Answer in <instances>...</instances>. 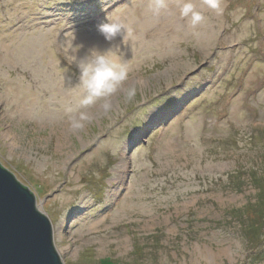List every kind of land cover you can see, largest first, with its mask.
<instances>
[{
  "label": "rangeland",
  "instance_id": "1",
  "mask_svg": "<svg viewBox=\"0 0 264 264\" xmlns=\"http://www.w3.org/2000/svg\"><path fill=\"white\" fill-rule=\"evenodd\" d=\"M191 2L195 27L181 0H0V165L62 264H264V0ZM106 15L132 30L111 46L137 89L107 113L74 93Z\"/></svg>",
  "mask_w": 264,
  "mask_h": 264
},
{
  "label": "clouds",
  "instance_id": "2",
  "mask_svg": "<svg viewBox=\"0 0 264 264\" xmlns=\"http://www.w3.org/2000/svg\"><path fill=\"white\" fill-rule=\"evenodd\" d=\"M181 2L182 17L190 18L193 27L203 22L204 16L195 9L191 0H181ZM204 2L218 15L222 13L221 0H204ZM101 3H104V0H101ZM149 9L153 15L159 16L168 10V0H150ZM96 29L110 47L106 50L92 47L85 56L77 58L79 77L74 93L79 109L93 107L99 102L100 107L107 113L112 108L111 98L115 94L123 91L129 101L137 94L135 87L124 88L129 80V67L126 61L118 58L120 46H111L118 36L122 38V42L126 37H130L132 30L123 22L114 21L107 15L96 25ZM67 110L73 111L72 108ZM91 120L92 116L87 111H78L76 115L70 116V127L74 131H79Z\"/></svg>",
  "mask_w": 264,
  "mask_h": 264
},
{
  "label": "water",
  "instance_id": "3",
  "mask_svg": "<svg viewBox=\"0 0 264 264\" xmlns=\"http://www.w3.org/2000/svg\"><path fill=\"white\" fill-rule=\"evenodd\" d=\"M36 198L0 165V264H62Z\"/></svg>",
  "mask_w": 264,
  "mask_h": 264
},
{
  "label": "trees",
  "instance_id": "4",
  "mask_svg": "<svg viewBox=\"0 0 264 264\" xmlns=\"http://www.w3.org/2000/svg\"><path fill=\"white\" fill-rule=\"evenodd\" d=\"M252 181H253L252 184H254V183H257L258 180L253 179ZM255 185H256V186H255ZM257 185H258V184H254V186H255L256 188L258 187ZM263 205H264V203H263ZM263 205H262V206H263ZM262 220L264 221V215H263V217H262ZM247 229H248V227L245 229L246 233L248 234L246 237H249V238L251 237L252 239H254V237H255L257 234L254 233L253 231H254V230L256 231V229H258V225H256L255 228H254V226H253V228H251V230H250V231H252L251 234L247 232V231H248ZM249 229H250V227H249ZM259 229H260V228H259ZM259 229H258V230H259ZM257 260H259V259H256L255 261H257ZM263 260H264V259H263Z\"/></svg>",
  "mask_w": 264,
  "mask_h": 264
}]
</instances>
